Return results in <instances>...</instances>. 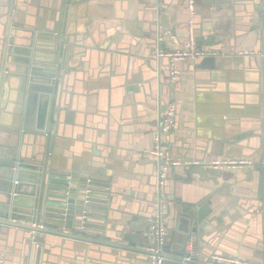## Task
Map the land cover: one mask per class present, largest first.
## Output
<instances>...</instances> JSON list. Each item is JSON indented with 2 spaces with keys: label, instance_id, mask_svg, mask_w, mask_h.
Segmentation results:
<instances>
[{
  "label": "crops",
  "instance_id": "obj_1",
  "mask_svg": "<svg viewBox=\"0 0 264 264\" xmlns=\"http://www.w3.org/2000/svg\"><path fill=\"white\" fill-rule=\"evenodd\" d=\"M263 10L264 0H196L198 47L228 55L216 56L213 69L201 68L200 60L177 62V80L170 82L168 61L157 52L187 40L185 0H0V149L6 158L14 149L17 163L46 159L56 184L69 172L108 178L109 241L127 247L48 234L33 247L28 230L0 225L2 264H147L143 226L155 211L158 161L138 153L154 145L169 103L175 127L164 143L179 164L165 187L166 222L209 199L191 237L198 261L224 254L263 264L264 167L215 173L181 163L264 157V56L257 53L264 44ZM162 31L173 39L159 41ZM11 34L15 53L31 59H53L55 46L63 47L49 135L40 131L43 96L29 120L36 130L25 129L26 91L5 76L13 66L5 51ZM240 49L254 54H229ZM28 167L20 169L24 191L38 185L41 174ZM124 231L133 237L121 243ZM167 237L173 248L176 234Z\"/></svg>",
  "mask_w": 264,
  "mask_h": 264
},
{
  "label": "water",
  "instance_id": "obj_2",
  "mask_svg": "<svg viewBox=\"0 0 264 264\" xmlns=\"http://www.w3.org/2000/svg\"><path fill=\"white\" fill-rule=\"evenodd\" d=\"M12 37V34L7 35L5 40L7 60L13 65L5 73V76L15 77L18 88L22 92L26 91L25 129L36 130L29 125V120L35 116L36 100L43 96L42 98L47 102L43 115L46 125L40 131L49 135V126L54 119L53 93L61 78L60 71L65 67L63 47L60 44L55 46L53 59H31L23 53H15ZM194 60H200L201 68L213 69L216 56L198 57ZM16 65L20 67L16 68ZM16 157L14 149L10 158H6L0 149L1 226L28 230L30 232L29 240L33 247H39L37 246L38 241L43 235L48 234L127 249V247H122L123 245L109 241V238L114 236L111 237L112 232L107 227L109 223L107 207L110 198V180L108 178L69 172L64 181L56 184L50 179L46 159L39 165L31 166L24 163L23 160L19 163L15 162ZM159 164L161 166L163 161L161 160ZM25 166H30L32 168H28L35 171H41L38 185L36 184L37 186L35 185L33 189L27 191H24L23 186L19 184L20 181L25 180L20 175V169ZM174 166L170 165L166 170L163 181L164 190ZM212 172L216 173L218 170ZM156 183H158V179ZM22 191L26 193L22 194ZM210 203L211 201L206 199L197 205L190 206L188 210L182 208L174 224L172 220L169 223L166 222V226L168 224L167 236L169 234L170 237L172 232L176 234L178 242L174 246L178 250L172 248L166 236L162 264H201L199 261H183L182 253L185 241L197 233V226L203 220L204 212L202 211L208 210ZM149 225L150 223L147 222L143 226L145 233L149 232ZM119 236L120 242L125 243L132 239L133 234L124 231ZM145 252L148 253L146 249Z\"/></svg>",
  "mask_w": 264,
  "mask_h": 264
},
{
  "label": "built area",
  "instance_id": "obj_3",
  "mask_svg": "<svg viewBox=\"0 0 264 264\" xmlns=\"http://www.w3.org/2000/svg\"><path fill=\"white\" fill-rule=\"evenodd\" d=\"M16 3V0H13ZM185 8L188 12V22H187V32L188 38L185 42L174 49H164L159 48L157 56L161 58L168 59L169 67V79L170 82L176 80L178 69L176 68L177 62H182L186 60H194L198 57L205 56H219V55H228L221 51H216L215 49L206 50L199 48L196 42L195 30H194V16L196 13V0H185ZM264 11V10H263ZM262 11V12H263ZM213 35V32L210 33ZM264 37V35H263ZM173 35L171 32L162 31L159 34V41L171 40ZM259 55L264 56V44L262 49L257 52ZM234 56H247L254 54L253 51L240 49L235 50L229 53ZM263 103V112L262 118L264 119V95L262 97ZM175 105L169 103L167 105L163 120L159 125L155 135H154V145L150 149H144L138 153V156L142 159L153 158L157 159V199H156V209L154 213L149 218V232H148V244L146 250L148 251V261L147 264H162L163 257V247L166 242L167 236V226H166V210L168 207V200L165 195V190L163 186V181L166 176V170L170 165H177L179 162L173 160L170 156L168 148L165 146L164 139H167L170 134L173 132L175 127ZM46 134V133H45ZM47 135V134H46ZM163 161V164L160 166V161ZM183 164L188 166H201L204 168L215 169L219 171L224 170H234V169H248L252 168L255 165H260L264 167V157L259 161L251 157H235V156H226V157H214L210 160H187ZM183 261L191 262L198 261L200 258V251L196 247L195 241L189 237L186 240L184 251L182 253ZM4 261L2 252L0 251V264ZM201 264H260L256 261L242 259L236 255H224V254H211L204 263ZM264 264V263H263Z\"/></svg>",
  "mask_w": 264,
  "mask_h": 264
},
{
  "label": "rangeland",
  "instance_id": "obj_4",
  "mask_svg": "<svg viewBox=\"0 0 264 264\" xmlns=\"http://www.w3.org/2000/svg\"><path fill=\"white\" fill-rule=\"evenodd\" d=\"M175 248V250H178V248H176L175 246H173Z\"/></svg>",
  "mask_w": 264,
  "mask_h": 264
},
{
  "label": "trees",
  "instance_id": "obj_5",
  "mask_svg": "<svg viewBox=\"0 0 264 264\" xmlns=\"http://www.w3.org/2000/svg\"><path fill=\"white\" fill-rule=\"evenodd\" d=\"M188 208V207H187ZM187 210V209H186Z\"/></svg>",
  "mask_w": 264,
  "mask_h": 264
}]
</instances>
